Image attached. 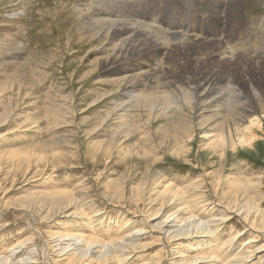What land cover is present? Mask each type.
I'll return each instance as SVG.
<instances>
[{
  "label": "rangeland",
  "instance_id": "rangeland-1",
  "mask_svg": "<svg viewBox=\"0 0 264 264\" xmlns=\"http://www.w3.org/2000/svg\"><path fill=\"white\" fill-rule=\"evenodd\" d=\"M240 1V5L232 6L230 0H0V256L9 255L16 242L31 237L16 259L25 257L34 246L37 264H96L90 255L74 261L59 257L52 234L79 229L77 232L107 242L125 234L131 226H144L148 231L145 229L138 241L146 247L137 251L129 264L148 262L157 255L162 256L161 264H179L180 257L174 252L177 249L193 257L210 255L219 259L196 264H225L247 248L261 246L264 253V229L246 222L241 213L228 211L225 200L237 197L235 179L261 177V186L246 187L238 200L246 204L252 199L264 209V106L253 109L261 120L251 129L255 139L227 153L222 172L225 181L218 186L222 166L219 155L203 148L217 131L212 114L222 121L232 110L230 100L217 98L208 108L209 99L198 96L202 103L196 107L173 106L160 114L157 111L164 109L160 104L150 115L149 102L135 97L151 92L162 96L167 86H162L163 90L158 87L156 76L161 75L162 67L167 69L172 59L168 53L177 48L189 53L184 56L188 60L184 71L191 74L196 59L200 67L206 64L215 69L245 59L264 62V0ZM112 2L129 8L127 14L154 17L156 22L151 23L161 24L159 33L169 36L164 40L165 48H154L163 57L162 65L153 71L148 69L144 75L149 77H144L146 80L129 97L126 94L130 88L121 80L122 73L115 70L136 62L148 64L142 62L145 53L105 62L117 52V42L104 34L101 21L105 19L94 13L105 11ZM122 20L129 23L126 18ZM107 25L105 22L103 26ZM144 27L141 38L144 33L150 34V28L145 31ZM218 53H223L224 59ZM232 71L248 96L254 98L252 86L264 96V69L250 64L247 72ZM164 81L162 77L161 84ZM178 119L194 120L195 124L193 149L183 155H176L173 148L181 139V131L176 130L179 126L174 124ZM249 124L246 122V126ZM152 145L156 152L144 156L143 150ZM196 179L206 181L198 192L208 204L200 203L198 213L190 198L185 204L197 220L212 218L219 224L218 230L212 240L173 244L158 227L166 215L157 213L160 203L151 197H158L167 183L183 187ZM77 190L82 193L77 200L85 217L72 218L69 214L73 209L56 214L60 207L48 208L40 216L22 203L37 197V203L44 205L51 202L48 195ZM215 216L220 218L215 220ZM260 257L246 264H259L263 260Z\"/></svg>",
  "mask_w": 264,
  "mask_h": 264
},
{
  "label": "bare ground",
  "instance_id": "bare-ground-1",
  "mask_svg": "<svg viewBox=\"0 0 264 264\" xmlns=\"http://www.w3.org/2000/svg\"><path fill=\"white\" fill-rule=\"evenodd\" d=\"M222 2H223V0H222ZM230 2L232 3V6H233V5H238V4L240 5L241 1L240 0H230ZM211 4H213V3H211ZM125 10H129V8H127V7L126 8H124V7L120 8V7L116 6L115 3L112 2V4L110 3L106 6L105 11H102V12L96 11L94 13V16H101V17H103V20L104 19L106 20V21L100 20L101 22H103L102 23L103 25H105V22L108 24L107 26L102 25V28L104 29L103 30L104 34L111 35L113 41L117 42L116 43L117 52L113 56L110 55L105 60V62L107 64L117 62V61H119V59L121 60L122 58H133L134 56L139 55L140 53H145V55H146L145 59H142V62H146L148 64V66H146V65L144 66L143 63H141V62H139V63L136 62V64H134L133 66H126V67H122V68L120 67V69L115 70L116 73H122L123 76H121V80L124 83H126L127 87H129L132 90V91H130V89H129V93L126 94L127 97H129L130 95L133 94V92L135 91L134 89L138 86V84L145 81L146 78L149 77V76L146 77V75H144L148 72V69H152V71H153L154 67H157L158 65H162L160 63V61H161V59H163V57L161 58L160 54L157 52V50L155 51V49L165 48L164 46H166V45L164 43V40H167L169 36H166L163 33H159L160 30L162 29V28L160 29V27H159V26H161V24L158 25L156 23H151L152 21L156 22V19L154 17L153 18H152V16H151V18L150 17L147 18L145 16L139 17V15H137V14L130 15L129 13L127 14V12ZM153 16H154V14H153ZM122 17L128 19L129 23L128 24L124 23L125 21L122 20ZM119 19H121V20L119 21ZM145 19H149L150 23L147 21L143 22V21H145ZM122 21H124V22L122 23ZM112 25L114 26V28ZM156 25H158V26H156ZM143 26H145L144 28H146L145 31L150 28V30H149L150 34L144 33L143 34L144 38H141L142 33H140V30H142ZM154 26H156V28H154ZM152 33H153V35H152ZM155 40H157V41H155ZM147 50H149V51H147ZM159 52H160V50H159ZM201 52H203V51H201ZM120 53H121V55H120ZM168 54L172 55L173 60L172 59H171L172 61L167 60L168 61L167 62L168 63L167 69H164L162 66H160V67H162L163 71L161 72L160 76H158L159 75L157 73L158 71H156V73L158 74V75L156 74L157 75L156 81H157L158 87H160L161 89H162V86L164 88H166V86H167V89L170 87V89H168V90L162 89L164 91L162 96H159L157 94H152V92H151L150 94L147 93L145 95L137 94L135 97H139V98L143 97L144 102H146V103L149 102V105L148 104L147 105L149 106V109H150V115L153 112L157 111V109H159L160 104H161L160 105L161 107H164V109H160L157 111V113H160V114H161V110H164L163 113H167L168 110L173 106L174 107L175 106L185 107L187 105V106H189V108H192L195 106V104L198 105V103L199 104L202 103V101L197 99L198 96L204 98L205 100L209 99V101L206 102L208 108L211 107V104L216 103L217 98H219L218 100H224V102L226 100H228V101L230 100V104H231L230 110L231 109L232 110L230 111V113H227L223 117L222 121L221 120L218 121V119L215 117V115L212 114L214 120L217 122V125H218L216 127L217 131L215 133H213V135H211L212 140L210 142H208L207 144H204L205 147L203 148L204 151L211 152L215 156L219 155V161H220V164L222 166L220 167L219 176H217V175L216 176H217V180H218V186H222L223 182L225 181L223 178L222 172L225 171L224 162H225V158H226L227 153L230 151L232 152V151L237 150L238 145L249 144L252 142L253 139H255L256 135L253 134V131H251V129L255 127V124L257 125L259 122H261V120L256 118L257 117L256 113H255L256 115L253 114L254 113L253 109L257 106H259V107L264 106V103H263L264 102V100H263L264 96L262 97L260 92L257 91V89L253 88L254 86H252V90H253L252 95L254 98H252V96L251 97L248 96V93H246V91L243 89V86L238 82V80L236 78L237 76H236L235 72L232 70H234V68H235V70H237V73L238 72L244 73V72H247V69H248L250 64L255 65V66H257L258 69L263 70L264 69V62H263V60L262 61H257V60L255 61V59H253V60L252 59H245V60H242L240 62L238 61L234 65H230L229 63L226 62L225 63L226 66L224 69L223 68L215 69L211 65H210V67H211L210 68L206 64L201 65V67H200V65L197 63V61L199 59H196V62H195L196 65L194 68V72L191 74V73H186L184 71V68L186 67V63L188 61L184 56L186 54L189 55L188 52H186V53H184L183 51L180 52V49L177 48L174 53L172 51H170V53H168ZM203 55H204V53H203ZM217 55L221 56V59H224L222 57L223 53H218ZM145 68H147V69H145ZM217 72H218V74H217ZM151 76H152V74H151ZM144 77H146V78L144 79ZM162 77H164V79L166 81H164V83L161 84L160 79ZM220 82H221V84H220ZM218 83H219V87L217 85ZM222 83H224V84H222ZM174 84H175V86L171 87V85H174ZM187 109H188V107H187ZM247 119H249V120L247 121ZM182 121H183V124L181 123ZM246 122L250 123L249 126H246ZM174 124L179 126L178 128H176V130L181 131L180 132L181 139L179 138L180 140H177V142L175 143V146L173 147L174 152L176 153V155H183L185 153H189L193 149L191 143H192V139L195 135V131L193 129L195 126L194 120L187 121L186 119H183V120L178 119V120H176V122ZM104 145H106V144L104 143ZM155 149H156L155 145H152L151 148L144 149L142 154L144 156H149L152 153L154 154L156 152ZM27 153H30V152L28 151ZM18 154L23 155L24 153L23 154L18 153ZM18 157H20V156H18ZM23 159H25V158H23ZM212 176H214V175H212ZM208 177H211V176L209 175ZM150 180H151V178H150ZM203 180L201 182L199 179H196L194 181L187 183L183 187L174 186L171 183H167L165 185V188L162 187V189L163 188L164 189L158 194L159 195L158 197H156V198H153V196L151 197V199H154L155 202H157L156 200H158L160 203V207L158 208L157 213L159 214L161 212L162 214L166 215L163 220H160L161 222H159L158 227L161 228L160 231L162 230L164 234H167L165 236H167V239L170 240L173 244H176V242L178 243V241L180 242L178 244H181L182 240H195V241L197 239L212 240V238L214 237V236L212 237V235L216 232V230H218L219 224L216 223L214 220H211L212 218L211 219L209 218L210 220H208V221L201 220V218L197 220L195 218L196 214L195 215L191 214L192 209H190L191 207L188 206L189 204L188 205L185 204L186 198H190L194 203L193 204V208H194L193 210L195 211V209H196V211H195L196 213H198L200 203H202L203 206L208 204L207 202L202 201L203 199H201V194L198 192V189H201L200 187H203L204 183L206 182L205 180L204 181ZM235 182H236L235 187H236V191H237V197L235 196L234 198L225 199L228 201L227 205L230 207V209L228 208V211L238 212L239 214L241 213L240 215L243 216V218L246 222H248L250 224L258 225V226H260V228L264 229V215L261 217V219H259V218L253 219V218H255L256 215H258V214L260 215V214L264 213V209L260 207V202L253 201L252 199H250V201L248 203L240 204L241 202H239V200H238L239 195H241L245 191L246 187L256 188V187L261 186V184L263 183L261 177H255V178H250V179H246V180L235 179ZM133 186H135V185H133ZM125 187H126V185H125ZM124 189H126V188H124ZM139 190H143V189H139ZM147 191H149V190H147ZM135 193H137V192H135ZM81 194H82L81 191L77 190L75 193L74 192H72V193L67 192V193H62L59 196L58 195H52V196L48 195L47 199H51V202H49V203L44 202L45 203L44 205L38 204L39 200H37V197H36V199L35 198L26 199V200L22 201V203L26 204L27 208L30 207L32 209V211L34 210L37 213L39 212L40 216H42V213L48 211L47 210L48 208L56 209L57 207H60L61 209L59 208V209H56V211H54L56 214H59V213L62 214L63 210L67 211V210L73 209V211H71L69 214L70 216H72V218L73 217H85L84 209H82V208L80 209L81 205L79 204V201L77 200V199H80ZM121 196H123V195H121ZM203 197L204 196L202 195V198ZM191 200H190V202H191ZM135 203L136 202H134V204ZM191 204H192V202H191ZM156 209H157V207H156ZM204 211H206V210L204 209ZM224 212H226V211H224ZM36 214H34V215H36ZM67 214H68V212H67ZM56 217L57 216L55 215V218ZM217 217L220 218V216H217ZM217 217L215 216V218L213 217V219L216 220ZM157 221H158V219H157ZM153 223L155 224V222H153ZM220 224H222L221 221H220ZM143 225H145V224H143ZM146 227H148V226L146 225ZM0 228H1V226H0ZM145 229L146 228L144 226H137V227L131 226V228L129 229L128 232H126L125 234H122L121 236H119L118 238H116L112 241H107V242L103 241L100 238H97L94 236H87L86 234L77 232L79 229L76 230V232L74 231L73 233L69 232V231H65V232L58 231V232L52 234V237H53L52 241L55 243L54 246H58V250H59L57 252V253H59L58 256L59 257L63 256L64 258H68L67 259L68 261H74L76 259L78 260L79 258H83V257L85 258V257H88L90 255V256L95 257L96 264H129L131 262V258L134 256V254L137 251L143 250L146 247V244H142V243L138 242V241H140L142 235L145 233ZM146 230L148 231V229H146ZM243 235H245V234H243ZM216 238H219V237H216ZM234 238L235 237L230 238L226 243L230 244ZM32 239L33 238H31V237H27L26 239L19 241L18 243L16 242V244L12 247V249H10L9 255L4 254L3 256H0V264H37V262H38L37 261L38 257L36 255L37 250L34 246L32 247L30 245L29 246L31 248H29L30 250L26 253V256L16 259V256L18 254H20V252L22 251L24 246H26L28 242H31ZM220 239H221V237H220ZM65 240H66V242H65ZM197 242H199V241H197ZM219 242H221V241H219ZM238 242H240V241H238ZM212 244H213V242H212ZM147 245H148V243H147ZM171 246H172V244H171ZM262 248H261V246L256 247V248H250V249L247 248L244 251V254L243 253L240 254L239 252L237 254L235 253L236 255L234 254L235 255L234 257L229 258L225 264H246L248 261H251L253 258L258 257V255H262V258L260 257V259H263V260H261V262H259V264H264V253L262 254V252H261V250H263ZM165 249H166V247H165ZM24 251H25V249H24ZM174 252L176 253L175 255H177V258L180 257L177 260L179 262V264H185V263L196 264L197 261H202V260L205 261L206 259L207 260L209 259V261L215 260V262H219V259H217L216 257H212L210 255H200V256L198 255V256L193 257L190 255L184 254V252L180 251V249H177V251L175 250ZM239 255H242V256H239ZM14 257L16 260H14ZM161 257H160V255H157L156 257L152 258L151 261L149 260L148 262H141V263L136 262L135 264H161L160 263ZM173 259H174V257H173ZM92 263H93V260H92Z\"/></svg>",
  "mask_w": 264,
  "mask_h": 264
}]
</instances>
